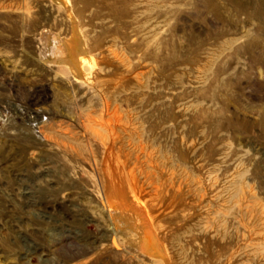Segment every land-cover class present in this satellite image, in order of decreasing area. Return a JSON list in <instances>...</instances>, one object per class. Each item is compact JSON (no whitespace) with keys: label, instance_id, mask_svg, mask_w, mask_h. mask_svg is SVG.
<instances>
[{"label":"rangeland","instance_id":"obj_1","mask_svg":"<svg viewBox=\"0 0 264 264\" xmlns=\"http://www.w3.org/2000/svg\"><path fill=\"white\" fill-rule=\"evenodd\" d=\"M0 264H264V0H0Z\"/></svg>","mask_w":264,"mask_h":264},{"label":"bare ground","instance_id":"obj_2","mask_svg":"<svg viewBox=\"0 0 264 264\" xmlns=\"http://www.w3.org/2000/svg\"><path fill=\"white\" fill-rule=\"evenodd\" d=\"M67 46H68V54H67L68 64L70 66L69 68L72 75L74 77H77V74L82 75L83 70L81 69V62L86 54V49L84 44L78 39H73V41L69 42ZM62 59L64 60V58Z\"/></svg>","mask_w":264,"mask_h":264}]
</instances>
